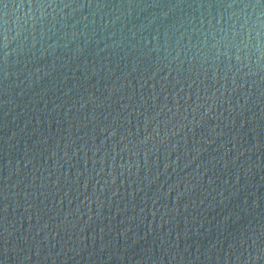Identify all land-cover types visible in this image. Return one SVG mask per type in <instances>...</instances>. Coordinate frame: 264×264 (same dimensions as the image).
<instances>
[{"label":"water","instance_id":"1","mask_svg":"<svg viewBox=\"0 0 264 264\" xmlns=\"http://www.w3.org/2000/svg\"><path fill=\"white\" fill-rule=\"evenodd\" d=\"M0 264H264V0H0Z\"/></svg>","mask_w":264,"mask_h":264}]
</instances>
